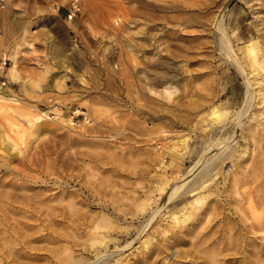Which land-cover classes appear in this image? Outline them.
<instances>
[{"label": "rangeland", "instance_id": "obj_1", "mask_svg": "<svg viewBox=\"0 0 264 264\" xmlns=\"http://www.w3.org/2000/svg\"><path fill=\"white\" fill-rule=\"evenodd\" d=\"M79 3L0 0V264H264V0Z\"/></svg>", "mask_w": 264, "mask_h": 264}, {"label": "bare ground", "instance_id": "obj_2", "mask_svg": "<svg viewBox=\"0 0 264 264\" xmlns=\"http://www.w3.org/2000/svg\"><path fill=\"white\" fill-rule=\"evenodd\" d=\"M230 54H232V53H230ZM255 63V62H254ZM257 63V62H256ZM249 89V88H248ZM4 144V143H3ZM88 153V152H87ZM3 164H5V162H2ZM5 167V166H4ZM74 167V166H73ZM106 167V166H105ZM7 168V167H6ZM106 168H108V167H106ZM78 174H80V173H78ZM3 177V176H2ZM6 179V178H5ZM4 178H1L0 177V186L3 188V189H1L0 190V224H6V226L8 225V220H7V218L8 217H6V212H7V208H9V206L6 204V200H5V198H3L6 194H5V192H4V190H5V186L7 185V184H9L10 183V180H5ZM15 181V180H14ZM203 181V180H202ZM22 182V184H23V181H21ZM20 182V183H21ZM192 182V181H191ZM13 183V182H12ZM13 185H14V183H13ZM16 186L15 187H17V183L15 184ZM18 186H21V185H18ZM22 187V186H21ZM25 187V186H24ZM20 188V187H19ZM18 188V189H19ZM59 193V192H58ZM37 194V193H36ZM54 194V193H53ZM9 195V194H8ZM19 195V194H18ZM20 196V195H19ZM18 196V197H19ZM25 196V195H24ZM48 196H51V195H48ZM55 196V195H54ZM17 197V196H16ZM59 197V196H58ZM7 198H9L8 196H7ZM50 198V197H49ZM60 198V197H59ZM44 199V198H43ZM47 199V198H46ZM2 200H4V201H6V202H2ZM13 200V199H12ZM42 200V199H41ZM2 202V203H1ZM11 202V201H10ZM12 204H14V203H12ZM15 205V204H14ZM13 206V205H12ZM52 207V206H51ZM65 207V206H64ZM11 208V207H10ZM13 209L14 208H17V207H12ZM26 208V207H25ZM19 209V208H18ZM17 209V210H18ZM10 210V209H9ZM16 210V209H15ZM14 210V211H15ZM33 211V210H32ZM20 212V211H19ZM67 212V211H66ZM65 212V213H66ZM8 213V212H7ZM33 214H35V213H33ZM32 214V215H33ZM70 214V213H69ZM83 214H85V213H83ZM91 214V213H90ZM71 215H72V213H71ZM31 216V215H30ZM92 216V215H91ZM86 220V219H85ZM19 221H21V220H18L17 222H19ZM15 222V221H14ZM23 222V221H22ZM24 223H27L26 221L24 222ZM23 223V224H24ZM30 223V222H29ZM28 224V223H27ZM33 224V223H32ZM11 225H12V223H11ZM11 225H9V226H11ZM16 225V224H15ZM99 225V224H98ZM5 226V229L8 227H6ZM24 226V225H23ZM103 226V225H102ZM12 227V226H11ZM58 237V236H57ZM35 239V238H34ZM6 241V240H5ZM96 241V240H95ZM97 241L98 242H103V241H105V236L104 235H102V236H100L98 239H97ZM7 242V241H6ZM106 242H107V239H106ZM96 248H97V246H95ZM20 248V247H19ZM5 252H6V250H5ZM38 253V252H37ZM48 253V252H47ZM146 257V256H145ZM47 258V257H46ZM77 259H83V257H73L71 254L70 255H68V256H65L64 257V259H60L61 261H59V262H61L60 264H71V262H74V261H76ZM65 260V261H64ZM17 261V260H16ZM20 261V260H19Z\"/></svg>", "mask_w": 264, "mask_h": 264}, {"label": "built area", "instance_id": "obj_3", "mask_svg": "<svg viewBox=\"0 0 264 264\" xmlns=\"http://www.w3.org/2000/svg\"><path fill=\"white\" fill-rule=\"evenodd\" d=\"M79 9H80L79 0H71V6L67 13L68 17L72 18Z\"/></svg>", "mask_w": 264, "mask_h": 264}]
</instances>
